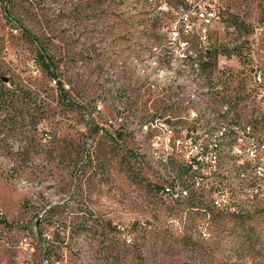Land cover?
I'll use <instances>...</instances> for the list:
<instances>
[{
  "label": "rangeland",
  "instance_id": "obj_1",
  "mask_svg": "<svg viewBox=\"0 0 264 264\" xmlns=\"http://www.w3.org/2000/svg\"><path fill=\"white\" fill-rule=\"evenodd\" d=\"M180 1L0 0V264H193L187 236L209 258L264 264V200L239 190L237 135L223 129L262 109L248 89L264 0H219L205 36L196 21L181 29ZM144 128L217 137L219 186L248 215L162 198L158 173L191 193L192 179L171 172ZM235 216L261 230L254 250L235 251L249 243Z\"/></svg>",
  "mask_w": 264,
  "mask_h": 264
},
{
  "label": "built area",
  "instance_id": "obj_2",
  "mask_svg": "<svg viewBox=\"0 0 264 264\" xmlns=\"http://www.w3.org/2000/svg\"><path fill=\"white\" fill-rule=\"evenodd\" d=\"M219 0H181L178 7V24L186 32L193 31L194 21L198 22L195 32L205 36L206 26L221 18L218 8ZM178 26H173L177 33ZM261 42L254 63L250 69V86L248 91L262 108L251 121H231L223 129H232V135H237V149L235 159L242 168L247 180L250 203L255 197L264 200V16L258 21L254 30ZM152 134L151 140L155 145L157 157H163L171 172H178V168H185L183 178L192 179V194L199 196V206L190 210L195 214L212 217L214 213L226 212L230 215L247 214L251 211L236 201H227L223 190L219 186V177L211 168L213 140L204 135L200 128H144ZM178 131H180L178 133ZM159 180L151 181L164 199L176 204L180 198L176 192L171 176H160ZM201 225V223H200ZM204 233V232H201Z\"/></svg>",
  "mask_w": 264,
  "mask_h": 264
},
{
  "label": "trees",
  "instance_id": "obj_3",
  "mask_svg": "<svg viewBox=\"0 0 264 264\" xmlns=\"http://www.w3.org/2000/svg\"><path fill=\"white\" fill-rule=\"evenodd\" d=\"M26 35L29 37V39L32 41V42H37L38 41V38L36 36H34L31 32H29L28 30H26ZM234 50H225L223 53L224 54H231L233 53ZM211 52H208V56H211ZM41 54V57H40V61L42 63V65L44 66L45 70L46 71H50V73L52 75H54V64L52 62L51 59H49L45 54L44 52L40 51ZM239 55V53H238ZM59 85V92L61 94L62 97L65 96V90L64 88H62V86ZM239 85H237L235 88L237 89L236 92H238V87ZM9 92V90L5 89V88H2L0 89V94H7ZM242 97L241 96H238L236 98L237 102L239 100H241ZM235 217H239V216H235ZM244 218L243 217H239V222L237 224H235L236 226L238 227H241V230L243 231H247L248 232V240H249V243L245 244L244 240H239L236 244H235V251L237 253H240V251L242 250V247L246 246V247H249L251 248L252 250L255 249V245L257 243L258 240V237L260 236L261 234V230H256L254 226H251V225H247L246 227L244 226L246 223L244 222ZM229 228L230 227H226V228H223L222 230L223 231H229ZM253 239V240H251ZM219 243H216L215 246L219 247V248H222V249H226V247L224 246H218ZM181 245H183L185 248L189 249L191 252H194L195 253V256H192L190 255V260L193 264H233V263H230V261L228 260H225V258H209L208 256L211 255V253L213 252V248H207V247H203L201 245H199L197 242H195L193 239H190L189 236L183 238V242L181 243ZM238 264V263H236Z\"/></svg>",
  "mask_w": 264,
  "mask_h": 264
},
{
  "label": "bare ground",
  "instance_id": "obj_4",
  "mask_svg": "<svg viewBox=\"0 0 264 264\" xmlns=\"http://www.w3.org/2000/svg\"><path fill=\"white\" fill-rule=\"evenodd\" d=\"M214 141L213 143V152L215 153V150L218 151L220 146H221V142H219L217 140V137H215V139H211ZM237 149V148H236ZM236 153V151H235ZM217 162V154L215 153V158H211V168H214L215 163ZM235 162H237L238 166H239V162L238 160L235 159ZM185 176V173H184ZM239 178H241V183H239V190H242V192L244 193V195H248L247 199L250 200V196H249V189L247 188H242V187H247V180L246 178H244L243 175V171L242 168L239 171ZM180 181H182L181 179H177V178H172L171 182H173L176 192H178V194L180 195V198L177 200L181 201V202H188L189 203V210L194 209L195 207H198L199 205L196 203L197 199H199V196L197 197V199L193 202L194 200V195L191 193L190 189L185 186L183 183H181Z\"/></svg>",
  "mask_w": 264,
  "mask_h": 264
}]
</instances>
